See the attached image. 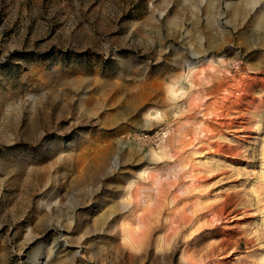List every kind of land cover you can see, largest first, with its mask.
<instances>
[{"label":"rangeland","instance_id":"374dc122","mask_svg":"<svg viewBox=\"0 0 264 264\" xmlns=\"http://www.w3.org/2000/svg\"><path fill=\"white\" fill-rule=\"evenodd\" d=\"M0 264H264V0H0Z\"/></svg>","mask_w":264,"mask_h":264},{"label":"bare ground","instance_id":"6f19581e","mask_svg":"<svg viewBox=\"0 0 264 264\" xmlns=\"http://www.w3.org/2000/svg\"><path fill=\"white\" fill-rule=\"evenodd\" d=\"M135 237V236H134Z\"/></svg>","mask_w":264,"mask_h":264}]
</instances>
